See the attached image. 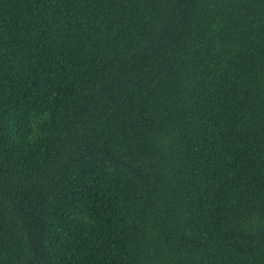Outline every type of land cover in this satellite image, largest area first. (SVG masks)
Returning a JSON list of instances; mask_svg holds the SVG:
<instances>
[{
	"label": "trees",
	"instance_id": "16d2710c",
	"mask_svg": "<svg viewBox=\"0 0 264 264\" xmlns=\"http://www.w3.org/2000/svg\"><path fill=\"white\" fill-rule=\"evenodd\" d=\"M0 264H264V0H0Z\"/></svg>",
	"mask_w": 264,
	"mask_h": 264
}]
</instances>
